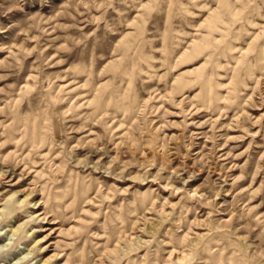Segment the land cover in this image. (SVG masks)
<instances>
[{
    "label": "rangeland",
    "instance_id": "1",
    "mask_svg": "<svg viewBox=\"0 0 264 264\" xmlns=\"http://www.w3.org/2000/svg\"><path fill=\"white\" fill-rule=\"evenodd\" d=\"M0 264H264V0H0Z\"/></svg>",
    "mask_w": 264,
    "mask_h": 264
}]
</instances>
